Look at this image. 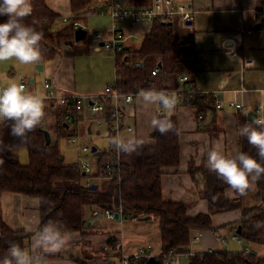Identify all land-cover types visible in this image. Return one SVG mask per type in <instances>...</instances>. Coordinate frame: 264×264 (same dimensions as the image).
Returning <instances> with one entry per match:
<instances>
[{
  "label": "trees",
  "instance_id": "trees-1",
  "mask_svg": "<svg viewBox=\"0 0 264 264\" xmlns=\"http://www.w3.org/2000/svg\"><path fill=\"white\" fill-rule=\"evenodd\" d=\"M89 3L90 0H70V9L74 15H78L88 10ZM31 4L33 11L22 22L42 33L38 45L41 59L52 58L58 53L60 44L69 40L73 41L72 47L76 51L80 41L73 40L74 28L71 22L53 30V22L59 14L50 9L45 0H31ZM8 18L0 15V22H5ZM151 23L139 46H126L113 56L114 81L120 93L173 90L179 87L184 72L191 71L194 67L195 57H188L191 52L187 57L178 55L173 24L158 20ZM84 47L85 49L81 47L83 51L89 48L88 44ZM137 61L141 64L137 65ZM156 66L158 71L152 74L151 71ZM184 83H189L194 88L189 100L194 113L205 117L212 112L215 107L213 94L196 90L190 80ZM95 101L102 104V109L91 111L90 116L107 124L114 107L113 99L98 96ZM47 102L43 123L28 133L25 141L14 140L9 135L7 123L0 124V142L11 148V151H0V191L36 196L39 226L57 228L61 232L79 231L81 235H85L93 227L86 217L87 207L88 210L91 207L97 208L100 212L105 208H120L124 219L156 216L160 252L155 257L160 264H164L165 258L170 255L189 250L193 232L201 233L203 230L216 228L211 219L213 213L237 208L240 215L234 225L235 233L240 224V232L237 233L240 239L261 242L264 246V177L254 182L245 194L233 190V196L230 197L227 195L230 187L215 172L190 164L188 171L198 193L207 201L208 211L189 215V202L163 199V168L176 166L179 161V129L174 113L158 114L155 128L150 133L154 142L149 144L120 142L123 147H117L116 140L108 132L107 148L97 154L95 167L115 161L118 157L119 172L114 177H101L102 185L97 183V188L91 189L88 187L89 183L84 181L85 176L77 163L63 160L57 144L59 137L69 133L70 126H73V131H77V123L83 111L89 109H75L71 104L54 100ZM118 106L123 107L122 99L118 100ZM67 110L73 115L72 121H67L64 117ZM252 121H247L248 126H254ZM159 126H164L168 131L161 134ZM44 130H48L51 135L50 144L45 143ZM20 146L25 147L28 159L26 163L19 161L16 148ZM240 152L260 159L256 149L239 133L238 153ZM27 238L28 233L13 230L0 218V259L7 256L10 244L15 243L23 248ZM116 239L112 235L107 239V245L117 248ZM147 258L148 256L143 257L130 264H145ZM188 264H264V257L254 251L245 252L243 248L236 251L214 249L211 252L204 250L194 253L189 257Z\"/></svg>",
  "mask_w": 264,
  "mask_h": 264
},
{
  "label": "crops",
  "instance_id": "crops-1",
  "mask_svg": "<svg viewBox=\"0 0 264 264\" xmlns=\"http://www.w3.org/2000/svg\"><path fill=\"white\" fill-rule=\"evenodd\" d=\"M122 1L126 4H146L150 0ZM45 3L59 14L53 22V30L65 25H58V20L62 15H67L69 20H80L81 15L85 17L87 12H90V8H88L87 11L74 15L70 9V0H45ZM175 3L185 4L189 8L192 16L189 21L192 31L189 32L197 37V41L191 38L185 40L186 35L182 33L177 37L179 41L177 44L178 55L187 57L191 52L188 57L190 58L192 55L195 57L194 67L184 74L188 76L187 80H190L198 91H216L217 97L222 102L220 107L214 105V109L205 115L201 125H199L191 104L179 103L165 109L166 114L174 113L177 117L180 151L178 164L163 168L164 171L161 175L162 197L164 200L189 202L187 213L193 215L207 212L208 203L198 193L193 177L188 171L189 165L208 169L206 153L217 145H222L225 155H236L240 130L243 126L249 125L247 124L249 120L247 113L253 111L258 104H264V17L262 16L264 0H175ZM102 4L103 2L99 10ZM93 9L95 10V8ZM151 24L150 21L134 24L119 23V27L126 33H141V36H144ZM173 24L179 25L178 22ZM227 39L233 41L231 45L224 44ZM126 43V46L130 48L140 44V42L135 43L131 38H127ZM63 45L70 44L62 42L56 55L49 59H41L35 64L23 65L14 59L0 63V82L10 85L25 81L26 91L36 96L42 88L43 79L48 77L60 91L95 94L90 92L99 87L88 86L83 81H78L75 75L76 58L74 62L71 61L72 58H69L76 54L74 48L72 52V49ZM78 45L79 48H85L86 44L79 43ZM82 52L84 51L82 50ZM95 53L88 51V57L103 58L101 53L99 55H95ZM65 59L66 61H64ZM244 59L251 60L252 64L244 66ZM37 64H41L42 68H37ZM186 84L189 83L180 80L179 87ZM145 94V92H140L134 95L133 100L128 103L122 100L125 108V123L135 128L132 133L127 131L123 133L125 130L122 131L121 142L123 143L149 144L154 142L150 133L154 130V123L158 116L157 111L160 110L164 113L163 108L160 109L163 104L146 101ZM41 100L45 113L49 102L43 98ZM230 100L243 103V107H230L228 105ZM146 104L149 105L151 111L145 109ZM154 107H156L155 110ZM90 113V110L85 109L82 117L88 116L90 119H95L90 116ZM21 149L25 150V147L21 146ZM202 149L204 150L203 155ZM227 195L233 196L231 188L227 189ZM88 214L90 215L92 212L87 210L86 217L90 218ZM239 215L240 210L237 208L213 213L211 219L216 228L201 231L200 238L190 243L189 250L171 257L169 264H188L191 252L198 253L208 247L221 250H240L246 244L244 240L241 239L238 242L229 237V240H232H228L229 243L226 237L233 232L232 229H234ZM0 218L13 230H23L28 233L23 249L30 255L40 257L41 264H121L119 259L121 250L131 254L140 246L147 244L151 245L148 250L151 254L157 255L160 252L158 228L157 236H155L157 245H155V243L151 244L146 241L148 229L142 231L141 227H138L135 234L132 232L128 234L126 231L123 236L120 224L118 225V222L108 219L102 214L92 218L93 227L85 235H81L79 231L61 232L57 228L41 227L39 226L38 198L20 192L0 191ZM138 220L147 219L139 218ZM146 227L148 228V226ZM224 229H229L226 231V236L223 235L226 233L223 232ZM45 230L59 238L60 245L57 251L45 252L42 248L36 247L35 242ZM111 235L122 238L121 249L107 245V239ZM220 236L226 237L225 242L227 243H221L218 239ZM2 260L0 259V261Z\"/></svg>",
  "mask_w": 264,
  "mask_h": 264
},
{
  "label": "clouds",
  "instance_id": "clouds-1",
  "mask_svg": "<svg viewBox=\"0 0 264 264\" xmlns=\"http://www.w3.org/2000/svg\"><path fill=\"white\" fill-rule=\"evenodd\" d=\"M32 11L31 0H0V15L9 17L5 22H0V63L13 59L23 65L40 62L41 51L38 45L42 33L22 22ZM144 99L161 102L165 107L172 104L168 98L154 92L146 93ZM44 115L42 100L27 92L23 84L12 83L0 87V124L7 123L9 135L14 140H27L28 133L41 124ZM252 124L254 126H243L240 135L256 149L259 160L244 152L227 156L222 145L206 153L208 169L240 194H245L254 182L264 177V163H261L264 160V119L253 118ZM158 131L164 134L168 129L159 126ZM115 143L117 147H123L120 142ZM0 151H11V148L0 142ZM201 153L204 154L203 149ZM35 243L36 247L45 252L57 251L60 245L59 238L47 230L40 234ZM7 253L0 264H41L40 257L30 255L15 243L9 245Z\"/></svg>",
  "mask_w": 264,
  "mask_h": 264
},
{
  "label": "built area",
  "instance_id": "built-area-1",
  "mask_svg": "<svg viewBox=\"0 0 264 264\" xmlns=\"http://www.w3.org/2000/svg\"><path fill=\"white\" fill-rule=\"evenodd\" d=\"M100 14H107L111 19V25L109 29V37L104 38L102 31L99 30H93L92 31V41L90 44L92 46H96L99 48L104 47L108 49L110 52L115 54L121 52L124 50V48L127 45V38L136 39V34L133 33H126L119 27V23H138L141 21H162L163 23H170L173 24L174 22H178L180 25L181 22L189 24V21L191 20V12L189 8L185 4L181 3H175V0H150L146 4H126L122 0H104L102 8L99 10ZM262 16L264 17V9L262 10ZM63 21H68L69 18L67 15H62ZM71 22L73 28H77L80 26L77 19H71L69 20ZM83 27V26H82ZM98 40V41H97ZM103 41L102 45H99V42ZM235 54V52H233ZM137 65L141 64L140 61L136 62ZM249 64H252L251 60L244 59L243 65L248 66ZM158 71V67H154V69L151 71L152 74L156 73ZM188 79V76L186 74H183L180 78L182 82H186ZM18 84H23L25 87V81H20ZM7 86L0 82V87ZM43 99L47 100H54L57 102H60L62 104H71L75 107V109H81V108H88L90 111H96L102 109V104L95 101V98L98 96H108L113 99L114 107L110 115V119L107 122L108 132H110L112 138L116 140V142H121V134L122 131L125 130L127 132H134L135 128L134 126L130 124L125 123V108L118 106V100L122 99L124 102L128 103L133 100L134 95L136 93L130 92V93H120L116 89L115 81L113 84H104L102 93H95V94H80V93H74V92H66V91H60L57 89L51 82L50 78H44L43 79ZM196 89V88H195ZM197 90V89H196ZM194 92V88L191 87L190 84L182 85L178 88H175L173 90L169 91H156L154 93H158L160 95H163L165 98H168L172 104L176 105L179 103L185 102L187 105H189V100ZM140 93V92H139ZM148 93V92H145ZM213 96L215 97V106L220 107L222 106V102L220 98L217 97L216 91L211 92ZM138 94V93H137ZM228 105L230 107L234 108H241L243 107V103L238 102L236 100H230ZM158 114L162 113L160 110L157 111ZM253 112L256 114L254 118L264 119V104H258L254 109ZM65 119L67 121L73 120V115L69 112V110L66 111L64 115ZM199 125H201L204 121V116L202 114L197 115ZM43 121H41V124ZM71 142H74V139H70ZM82 150L89 151L90 149L87 146H82ZM78 168L84 172V176L87 183H91L90 179L92 178H101L104 176L107 177H114L119 172V158L117 157L115 161H109L106 162L103 166L92 168L90 163L87 161H82L80 163L77 162ZM93 173H97V175H93ZM118 212V218L120 221H122L123 217L120 214V208L119 210H112L109 208H105L102 212H100L97 208H94L92 210V216L96 217L99 214H102L104 217L108 219H115L114 218V212ZM134 218V217H133ZM93 219L89 218L88 223L92 224ZM201 233L200 232H193V236L191 239V242L196 241L200 238ZM221 242H225L226 238L223 236H220L218 238ZM231 239H234L236 241H240L241 239L237 235V233L233 232L231 233ZM115 245L117 248L121 249L123 245V241L121 237H118L116 239ZM151 248L150 244H147L145 246H140L137 251L126 254L122 250L119 255L120 263L121 264H130L132 261H137L143 257H147L151 254L148 250ZM245 252H251L254 251L252 248L248 245H245L242 247ZM207 251L211 252L214 250L212 247H208L206 249ZM172 251V250H171ZM177 254V253H176ZM176 254L170 255L169 257L165 258L164 264H169L171 257L175 256ZM194 253L191 252L190 256H192ZM264 257V256H263Z\"/></svg>",
  "mask_w": 264,
  "mask_h": 264
},
{
  "label": "rangeland",
  "instance_id": "rangeland-1",
  "mask_svg": "<svg viewBox=\"0 0 264 264\" xmlns=\"http://www.w3.org/2000/svg\"><path fill=\"white\" fill-rule=\"evenodd\" d=\"M104 2V0H90L89 8L90 12H87L86 16L81 15L79 17L80 20L77 19L80 26H83L87 30V35L85 38L80 40L79 43L88 44L89 48L87 51L82 52V48H76V51L73 56H70L69 58L74 62L76 58V70L75 75L78 79V81H83L88 86H97L99 88L94 89L90 93H102V85L103 83L106 84H113L114 83V69H113V61H114V55L112 52H110L108 49L104 47H100L99 50H95L96 46H92L90 42L92 41V31L93 30H99L102 31L103 37L108 38L109 37V29L111 25V19L107 14H100L99 13V7L101 3ZM103 6V4H102ZM101 6V8H102ZM95 8V10L93 9ZM87 11V10H86ZM68 21H63L62 17L58 20V25L60 24H67ZM148 23V22H146ZM174 33H175V43L176 45L179 43L177 37L179 34H185L186 38L185 40H188L189 38L197 41V37L189 32L192 31V27L190 24L181 22L180 25L173 24ZM74 31V29H73ZM138 33V32H137ZM141 33L136 34V39H132L135 43L141 42L143 36H141ZM98 41V40H97ZM66 46V48L72 49L73 47L71 45H63ZM62 46V48H63ZM178 46V45H177ZM85 49V48H84ZM83 49V50H84ZM88 51L90 52H96L95 55H99L100 53L103 55V58L101 59L99 56L96 58L88 57ZM80 52V53H79ZM66 61V59L64 60ZM108 66V68H107ZM43 83V81H42ZM40 91H38L36 97H40V99L43 96V86H41ZM156 92V91H153ZM78 93H84V92H78ZM155 103V102H154ZM160 107V106H159ZM163 108L164 114H166L167 107L164 105H161L160 109ZM145 109L150 110L149 105L146 104ZM156 107H154V110ZM153 112V111H152ZM89 128V129H88ZM155 128V123H154ZM73 126L69 127L68 132L65 133V135L58 138L57 144L58 148L61 152L62 158L65 162L68 163H80L82 161H87L90 163L91 167L94 168L96 163V158L98 153H102L104 149L107 148L108 142H109V134H108V127L107 124L100 119H90L88 116L81 117L77 123V131H73ZM124 131L123 133H125ZM122 133V134H123ZM71 138L74 139V142H71ZM82 146H87L89 149L91 146H96L97 149L94 151H84L82 150ZM18 152V158L21 163L27 162V153L25 150L21 149V146L16 148ZM84 181L86 182V179L84 178ZM91 183H98L100 186L102 185V179L101 178H92L90 179ZM87 183V182H86ZM94 208L91 207L90 211L92 212ZM111 209V208H110ZM88 207L86 208L87 213ZM89 215V214H88ZM90 218H93L92 214L89 215ZM114 221L118 222V225L120 224V228L122 230V235L124 236L126 234V231L128 234L131 232L135 234L137 231V228L141 227L142 231L147 230L148 233V239L146 241H149L151 244L155 243L157 245V242H155V236H157V217L152 216L150 219L147 220H132V219H122L120 222L119 219H113ZM148 226V228L146 227ZM231 229V228H230ZM229 230V229H228ZM227 229H224L223 232L228 231ZM233 232H235V229H232ZM232 232V233H233ZM133 234V235H134ZM224 236L227 235V232L223 234ZM112 236V235H111ZM227 242L232 241L229 240V237L231 238V234L229 236H226ZM225 237V238H226ZM229 240V241H228ZM197 241V240H196ZM221 242V241H220ZM225 242V243H227ZM223 243V242H221ZM230 243V242H229ZM247 245H249L254 252L259 256H264V246L261 242H252V241H245ZM151 246V245H150ZM137 251V250H136ZM154 251V247L152 249V253ZM126 252V251H125ZM128 254V252L126 253Z\"/></svg>",
  "mask_w": 264,
  "mask_h": 264
},
{
  "label": "water",
  "instance_id": "water-1",
  "mask_svg": "<svg viewBox=\"0 0 264 264\" xmlns=\"http://www.w3.org/2000/svg\"><path fill=\"white\" fill-rule=\"evenodd\" d=\"M169 23V22H168ZM87 35V30L82 27V26H79L77 28L74 29V33H73V40L74 41H80L82 40L83 38H85ZM66 43H69L70 45H72V40H69V41H65ZM232 40L231 39H227L225 40L224 44L225 45H231L232 44ZM103 44V41H100L99 42V45H102ZM99 49V46L96 47V50ZM37 68L41 69L42 68V65L41 64H37ZM255 113L253 111H249L247 113V118L249 120H253V118L255 117ZM206 123V122H205ZM44 137H45V143L46 144H50V141H51V135L49 133L48 130H44ZM96 149V146H91L90 150L91 151H94ZM82 174L84 175V172H82ZM88 187L91 188V189H95L97 188V183H89L88 184ZM114 218H118V212L115 211L114 212ZM149 218V215H146V216H143V217H140V219H148ZM240 224L237 226V229H236V233H239L240 232ZM145 264H160V261L158 258L155 257V255H149L148 258L146 259L145 261Z\"/></svg>",
  "mask_w": 264,
  "mask_h": 264
}]
</instances>
